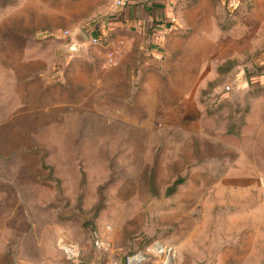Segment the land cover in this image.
I'll return each instance as SVG.
<instances>
[{"label": "rangeland", "instance_id": "1", "mask_svg": "<svg viewBox=\"0 0 264 264\" xmlns=\"http://www.w3.org/2000/svg\"><path fill=\"white\" fill-rule=\"evenodd\" d=\"M88 3L0 0V264H264V0H183L159 56L113 65L65 45Z\"/></svg>", "mask_w": 264, "mask_h": 264}, {"label": "crops", "instance_id": "2", "mask_svg": "<svg viewBox=\"0 0 264 264\" xmlns=\"http://www.w3.org/2000/svg\"><path fill=\"white\" fill-rule=\"evenodd\" d=\"M84 1L89 2V7L91 5L87 13V18H90L85 24L95 21L100 27L104 26L103 30L106 32L107 38L123 37L126 41L125 56L131 52H144L146 54L150 53L151 56H159L157 46L162 43L168 30L173 25V21L178 19V15L183 8L179 10V6L182 5L183 0H124L122 5H117L115 0ZM182 10L184 11L185 9ZM77 19L74 18V21H71L73 25L77 26L79 24L80 21ZM77 29L82 30L83 27L71 29L70 32L73 34ZM210 37V35L201 31L196 34L193 33L191 37H187L189 47L186 50L183 49L182 59L176 61L181 64L175 65L176 71L181 72V79L188 81L191 69L194 68L195 71V67H199L198 59L200 58H196L194 54L197 53L198 56L205 55L207 47L213 44ZM196 39L197 41H195ZM99 45L104 44L101 43ZM196 48L197 52H193V50L190 52L191 49ZM125 56L122 59L123 61ZM151 56L142 55V63L145 66L141 64L138 79L140 84L153 87V94L157 97L159 96V90L155 88L159 87L160 84H165L167 81L159 80L154 70L157 69L159 65L158 60L160 59ZM171 85L173 84L171 83ZM166 100L164 98L162 102Z\"/></svg>", "mask_w": 264, "mask_h": 264}, {"label": "built area", "instance_id": "3", "mask_svg": "<svg viewBox=\"0 0 264 264\" xmlns=\"http://www.w3.org/2000/svg\"><path fill=\"white\" fill-rule=\"evenodd\" d=\"M115 3L117 5H122L124 3V0H115ZM103 27H100L98 23L93 21L90 24L88 23L85 24L83 26L82 31L91 43L93 44H100L102 42L105 43V46H107L106 55H105L106 63L108 65H113L116 64L118 60L121 58V56L125 53L126 41L123 37H116L113 38V40L107 38L106 32L103 30ZM64 33L68 37L65 43L66 45L72 33L69 30H65ZM232 83H233L232 81L224 83L223 84L224 89L225 90L231 89L233 87ZM95 242L97 245L102 243V241H100L98 238L95 239ZM156 250H158V252L163 255L160 264H174V262L167 260V258L164 257L165 252L163 250V245L157 247ZM139 253H140V257H138ZM144 259H145V255L142 254V252H136L135 254L127 256V264H137Z\"/></svg>", "mask_w": 264, "mask_h": 264}, {"label": "water", "instance_id": "4", "mask_svg": "<svg viewBox=\"0 0 264 264\" xmlns=\"http://www.w3.org/2000/svg\"><path fill=\"white\" fill-rule=\"evenodd\" d=\"M87 42V37L85 36V34L83 33L82 30H76L73 32V34L70 36L69 41L67 42L66 46L70 49L73 48H77L79 46H81L82 44ZM243 76L241 75V77H239L236 80L237 84H240L241 82H243Z\"/></svg>", "mask_w": 264, "mask_h": 264}, {"label": "bare ground", "instance_id": "5", "mask_svg": "<svg viewBox=\"0 0 264 264\" xmlns=\"http://www.w3.org/2000/svg\"><path fill=\"white\" fill-rule=\"evenodd\" d=\"M170 252H171V254L169 255L167 260L174 262L175 251L173 249H170ZM138 257H140V256H138Z\"/></svg>", "mask_w": 264, "mask_h": 264}]
</instances>
